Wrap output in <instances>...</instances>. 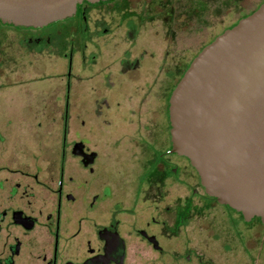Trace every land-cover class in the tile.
Instances as JSON below:
<instances>
[{
  "label": "flooded vegetation",
  "instance_id": "af4514ba",
  "mask_svg": "<svg viewBox=\"0 0 264 264\" xmlns=\"http://www.w3.org/2000/svg\"><path fill=\"white\" fill-rule=\"evenodd\" d=\"M113 1H83L69 18L41 27L0 21V81L5 80L0 82V264H130V244L134 241L154 254L152 264H227L230 259L239 264L242 233L234 219L244 220L240 213L203 192L186 158L199 189H189V195L198 196L202 206H191L190 198H175V204L160 206L163 192L159 190L153 199H147L144 189L150 181L153 188H160L168 172L178 168L163 158L158 140L146 144L139 141L146 148L145 154L154 153L156 158L150 165L137 158L138 174L134 170L130 174L126 164L130 141H125L129 132H124L128 131L124 120L99 124L97 102L85 110L76 105L70 108L72 81H76V90L83 80L81 50L67 48L80 59L81 66L76 69L70 65L66 70L57 67L52 73L48 68L35 71L34 54L43 48L50 27L75 19L82 35L86 7L95 9ZM139 1L137 13L128 8L129 0L112 8L115 21L125 26L127 35L135 39L142 22L159 20L166 29L164 36L170 37L173 20L183 14L177 13L179 0ZM129 20L135 34L127 27ZM47 26L48 30L39 31ZM106 31L104 27L98 29L99 33ZM7 32L18 35L21 44H5ZM137 60H128V68ZM51 74L63 80V91L54 107H50L48 95L38 98L29 89L30 85L39 87ZM41 97L43 103L35 107L33 102ZM112 107H108L109 116ZM7 127L9 133L4 129ZM168 144V153L179 156L170 151L169 135ZM162 158L166 164H160L158 175L151 176ZM180 179L175 182L189 186ZM145 200H150L151 206L138 204ZM205 201L220 207L226 221H218L220 225L213 227L215 221H210ZM144 208L152 209L148 218L140 216ZM201 216L206 220L204 226L194 221ZM244 222L260 223L256 218ZM219 255L222 260H217Z\"/></svg>",
  "mask_w": 264,
  "mask_h": 264
},
{
  "label": "rangeland",
  "instance_id": "374dc122",
  "mask_svg": "<svg viewBox=\"0 0 264 264\" xmlns=\"http://www.w3.org/2000/svg\"><path fill=\"white\" fill-rule=\"evenodd\" d=\"M126 1L128 0H115L95 9L86 7V23L83 22L82 35L79 34L75 19L39 30L46 31L50 27L48 33L45 34L48 37L43 48L34 54L33 60L37 63L35 71L48 68L52 73L57 71V67L62 68L60 70H66L70 65L76 69L79 65L81 66L80 59L72 56V52L67 48L81 50L83 80L76 91V81L72 73L71 80H74L72 81L70 108L74 109L76 105L79 110H85L91 105L95 106L97 102L99 124H110L112 119L122 118L124 120L122 123L128 130L124 132H129L126 134L130 136L128 138L127 135L125 139V141L127 139L130 141L126 145L130 148H128L130 159L126 162L130 168V174L132 170L134 174H138L137 161L139 159L145 165H150L153 158H156L154 153L145 154L146 148L142 147L143 142L146 144L158 140L156 144L159 145L163 158L178 169L172 173L168 172L160 188H153L150 181L144 189V198L151 199L160 190L163 192L160 206L175 204V198H190L191 206H200L202 203L198 196L189 195V189H194L196 192L199 189L192 179L194 175L186 165V159L169 154L167 150V98L182 72L195 56L196 50L204 42L206 44L212 36L253 11L261 0H179L181 5L177 13L183 14L176 16L177 19L173 20L170 37L164 36L166 29L163 23L155 20L142 22L135 39L127 35L125 26L119 25L113 16L114 5H123ZM139 2V0H129L128 8L132 9L130 11L139 12ZM126 24L135 34L132 21L129 20ZM103 27L108 31L99 33L98 29L103 30ZM7 33L5 44L16 46L21 44L19 43L21 38L18 35L12 32ZM22 45H28V43L22 42ZM132 59H138V62L133 68H128V60L131 62ZM23 60L25 61L26 58ZM24 76H29V74L25 73ZM4 81L1 78L0 82ZM62 81L60 77L51 74V77L40 82L39 87L35 85L33 89L30 85L29 89L38 94V98L43 96L42 94L45 95L44 97L48 95L50 107H54L58 94L63 91ZM73 94L76 96L74 97ZM33 103L35 107H38L43 103V98ZM110 104L113 105L111 109H114L112 116H109ZM4 129L7 133L11 131L8 127ZM119 138L115 136V139ZM47 140L52 141V139ZM142 140L143 142L140 143L139 141ZM122 141L124 140H120L121 144H123ZM163 158L157 160L158 165H155L154 171L150 173L151 176H157L159 165L166 164ZM175 177L186 180L189 186L175 182ZM140 203H146V207L151 206L150 200L139 201L138 204ZM204 206L207 208L205 210L209 211L210 221H215L213 227L220 225L218 221H226V215L220 207L210 201H205ZM141 211V218H148L152 209L144 208ZM231 217H233L232 214ZM234 220L242 233L243 246H239L238 263L264 264V226L259 222L246 224L239 218ZM194 221L203 223L202 226L206 222L203 216L195 218ZM219 236L218 241L222 240L221 235ZM130 254V264H152L151 260L154 258V254L146 246L136 241L130 244ZM220 259L222 260L221 255L217 260ZM230 261L231 259L226 261L227 264H235L234 261Z\"/></svg>",
  "mask_w": 264,
  "mask_h": 264
},
{
  "label": "water",
  "instance_id": "95a60500",
  "mask_svg": "<svg viewBox=\"0 0 264 264\" xmlns=\"http://www.w3.org/2000/svg\"><path fill=\"white\" fill-rule=\"evenodd\" d=\"M103 0H0V21L41 27ZM170 151L203 192L264 225V0L191 59L167 98Z\"/></svg>",
  "mask_w": 264,
  "mask_h": 264
},
{
  "label": "trees",
  "instance_id": "16d2710c",
  "mask_svg": "<svg viewBox=\"0 0 264 264\" xmlns=\"http://www.w3.org/2000/svg\"><path fill=\"white\" fill-rule=\"evenodd\" d=\"M244 16H245V15H244ZM67 18H69V17H67ZM65 19H66V18H65ZM58 21H59V20H58ZM232 25H233V24H232ZM232 25H230V26H232ZM230 26H229V27H230ZM166 104H167V102H166ZM166 114H167V109H166ZM115 121L117 122L118 119H116ZM167 127H168V124H167ZM167 147L169 148V144H167ZM254 218H255V217H254ZM256 219L258 220V218H256ZM258 221H259V220H258Z\"/></svg>",
  "mask_w": 264,
  "mask_h": 264
}]
</instances>
